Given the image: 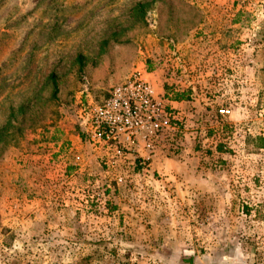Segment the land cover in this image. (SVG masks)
<instances>
[{
  "label": "rangeland",
  "instance_id": "obj_1",
  "mask_svg": "<svg viewBox=\"0 0 264 264\" xmlns=\"http://www.w3.org/2000/svg\"><path fill=\"white\" fill-rule=\"evenodd\" d=\"M137 67L208 72L178 182L80 125ZM0 264H264V0H0Z\"/></svg>",
  "mask_w": 264,
  "mask_h": 264
},
{
  "label": "built area",
  "instance_id": "obj_2",
  "mask_svg": "<svg viewBox=\"0 0 264 264\" xmlns=\"http://www.w3.org/2000/svg\"><path fill=\"white\" fill-rule=\"evenodd\" d=\"M144 72L135 68L101 103L82 109L80 125L85 137L105 151L109 169L149 171L153 155L180 153L191 131L187 113L156 94ZM231 112L228 106L218 109L222 117ZM115 180L127 181L123 175H116Z\"/></svg>",
  "mask_w": 264,
  "mask_h": 264
},
{
  "label": "crops",
  "instance_id": "obj_3",
  "mask_svg": "<svg viewBox=\"0 0 264 264\" xmlns=\"http://www.w3.org/2000/svg\"><path fill=\"white\" fill-rule=\"evenodd\" d=\"M143 70H145L144 76L146 77V79L153 84L156 94L163 97L166 100V102L169 103L170 106L186 112L189 117L190 125L192 126L191 127L192 130L189 132L188 135L189 140L187 139L190 145L189 144L187 145L186 142L187 148L183 149L182 150L183 152H180L175 155L172 153L170 154L163 151H159L157 154L153 155L151 160L150 171H149L151 172V174L148 175L149 177H152V175L153 176L156 175L158 177L161 176L163 178L168 175L170 177L169 179L174 178L173 181L178 182V180L176 179V174H174L175 172L174 161H177L180 158L188 156L191 152H193L191 142H193L194 139L199 137L201 133L205 132L206 121L211 123L210 121L211 115L210 114L206 115L205 111L208 108L207 105H212V104L205 102L206 91L203 88L204 85L205 87L207 86L208 79H206V76L208 72L205 71V80H204L203 72H195L196 70H194L193 74H190L191 72L189 73L186 72L187 74L185 75V77H190V78H188L187 81L185 79L176 81L175 83H177L176 84L177 86H174L173 88L169 89L168 88L169 82L167 83V81L163 79V75L159 71H149L147 69H143ZM179 83L181 84L179 85ZM212 107L215 109L214 105H212L211 108ZM214 109H212V111L216 112V109L215 110ZM196 125L197 128L195 129L194 127ZM76 139L80 141L79 136L76 137ZM75 149L77 150L78 148L76 147ZM103 153H105V151H103ZM73 155H76V153L73 152ZM141 155L144 156L146 155V153L143 152ZM161 182H162L161 184L166 183L165 179H161ZM177 185L176 183L173 184L172 182V186H177Z\"/></svg>",
  "mask_w": 264,
  "mask_h": 264
},
{
  "label": "trees",
  "instance_id": "obj_4",
  "mask_svg": "<svg viewBox=\"0 0 264 264\" xmlns=\"http://www.w3.org/2000/svg\"><path fill=\"white\" fill-rule=\"evenodd\" d=\"M52 81H53V83H54V86H55V89H56V91H57V81H56V76H55V74H53L52 76ZM2 132V131H1Z\"/></svg>",
  "mask_w": 264,
  "mask_h": 264
}]
</instances>
